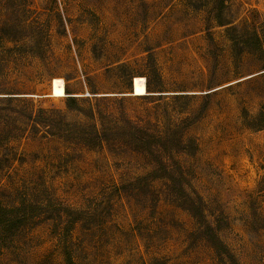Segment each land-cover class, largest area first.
I'll use <instances>...</instances> for the list:
<instances>
[{
	"label": "rangeland",
	"instance_id": "374dc122",
	"mask_svg": "<svg viewBox=\"0 0 264 264\" xmlns=\"http://www.w3.org/2000/svg\"><path fill=\"white\" fill-rule=\"evenodd\" d=\"M218 7L0 0V264H264V0Z\"/></svg>",
	"mask_w": 264,
	"mask_h": 264
},
{
	"label": "trees",
	"instance_id": "16d2710c",
	"mask_svg": "<svg viewBox=\"0 0 264 264\" xmlns=\"http://www.w3.org/2000/svg\"><path fill=\"white\" fill-rule=\"evenodd\" d=\"M213 1L219 5L218 12H217V16H216L217 19H220L219 21H220V23L222 25L226 24V22L223 21V20H221V18H220L221 17L222 10H223V5H225V1L226 0H213ZM0 40L11 41V42L13 41L15 43V45L13 46L14 48H18L19 50L22 49L17 44V42H15V40H16L15 37L6 36L4 33L0 32ZM41 47L43 48V46H41V45L39 46L40 51L42 50ZM10 48L11 47L7 46L6 48H2L1 51L4 52V51H6L7 49H10ZM25 48H27V47H25ZM35 49L36 48L34 46H32V47L28 48L27 50L28 51H35ZM147 88H148L149 91H157V90H152L151 89V86H150V83L149 82L147 83ZM163 91L164 90H158V92H163ZM162 95L163 94H158L157 96L161 97ZM164 95H167V94H164ZM175 95H176L175 97L177 98V97H179L178 95H185V94H175ZM11 97H15V96H9V99ZM147 97L148 96H145V98H147ZM76 101H77V99L75 98V96H69V98H68L69 106H73L75 103H77ZM43 110L44 109H42V111ZM34 119H36V117H34ZM133 127L135 128L134 131H137L136 134H138L137 139H136L137 143L142 144L143 145L142 147L144 149H146V150H148V152H152L153 154L156 155L157 158L155 159V161L157 162L158 167L161 166V167H163L167 171V175H168V177L170 179V182H168V185H171L170 183L173 181V179H175V178L178 177L177 176L178 174H171V172H170L171 171V166L169 165L168 160H165L164 157L162 156V153L159 154L160 152L158 151V150H161L162 149L161 147H163V146L165 147L166 146L165 142L162 141V140L165 139V138H167V136H165V135H163L161 133L155 134V132H153V131H150V133H149V130L146 128L145 125H137L136 124ZM94 135L97 136L102 141H103V139H107V134L105 133V131L104 132L103 131L102 132L97 131V132H95ZM144 138L148 139L149 141H150L151 138L152 139H156L160 143L162 142V144L155 145V148H154V146L151 145L150 143L143 142L142 139H144ZM173 145L174 144H172V146ZM175 146L176 147H183V146L185 147V145L182 142H179V143L175 144ZM179 199H181V205L184 208H186L192 214V216L196 220H198L199 225L201 226L202 230H204L205 233H207L208 235H210V230L213 229V226L204 217V212H203V207H202L201 200L198 199V198H196V197H194L193 195L188 194V193L184 194V196L181 197V198H179ZM31 207H32V204H30L29 206H27V208H29V209ZM0 209H3L7 213H9L8 210L13 211L12 212L13 214L10 217H17L18 222H22L24 220V218L27 217V215H26L27 211H25L26 209L25 210H22L23 207L20 206V205L12 206V207H6V206H2L0 204ZM7 221L8 222L9 221L12 222L10 219H7ZM17 224H19V223H17ZM13 225H15V224H13ZM211 234L217 236V234H215V232H213Z\"/></svg>",
	"mask_w": 264,
	"mask_h": 264
},
{
	"label": "bare ground",
	"instance_id": "6f19581e",
	"mask_svg": "<svg viewBox=\"0 0 264 264\" xmlns=\"http://www.w3.org/2000/svg\"><path fill=\"white\" fill-rule=\"evenodd\" d=\"M134 94L143 95L148 93L146 83L143 81H135L134 84ZM53 94L54 96H63L66 94L65 85L62 82H54L53 83Z\"/></svg>",
	"mask_w": 264,
	"mask_h": 264
}]
</instances>
